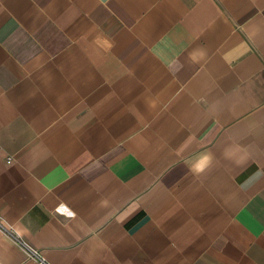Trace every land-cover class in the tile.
I'll return each mask as SVG.
<instances>
[{
  "label": "crops",
  "instance_id": "crops-1",
  "mask_svg": "<svg viewBox=\"0 0 264 264\" xmlns=\"http://www.w3.org/2000/svg\"><path fill=\"white\" fill-rule=\"evenodd\" d=\"M0 220V264H264V0H0Z\"/></svg>",
  "mask_w": 264,
  "mask_h": 264
},
{
  "label": "clouds",
  "instance_id": "clouds-1",
  "mask_svg": "<svg viewBox=\"0 0 264 264\" xmlns=\"http://www.w3.org/2000/svg\"><path fill=\"white\" fill-rule=\"evenodd\" d=\"M213 160L214 156L211 152L201 153L197 159V162L190 168V170L194 174H202L212 166Z\"/></svg>",
  "mask_w": 264,
  "mask_h": 264
},
{
  "label": "built area",
  "instance_id": "built-area-1",
  "mask_svg": "<svg viewBox=\"0 0 264 264\" xmlns=\"http://www.w3.org/2000/svg\"><path fill=\"white\" fill-rule=\"evenodd\" d=\"M0 228H4L1 220H0ZM14 235V234H13ZM17 243L23 248L26 256L31 259L36 261L38 264H49L46 262L45 259L42 258L41 254L38 252V250L34 249L30 245H28L26 242L22 241L18 236L14 235Z\"/></svg>",
  "mask_w": 264,
  "mask_h": 264
}]
</instances>
